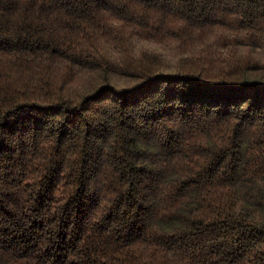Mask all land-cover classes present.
<instances>
[{"label": "trees", "instance_id": "trees-1", "mask_svg": "<svg viewBox=\"0 0 264 264\" xmlns=\"http://www.w3.org/2000/svg\"><path fill=\"white\" fill-rule=\"evenodd\" d=\"M0 264H264V0H0Z\"/></svg>", "mask_w": 264, "mask_h": 264}]
</instances>
